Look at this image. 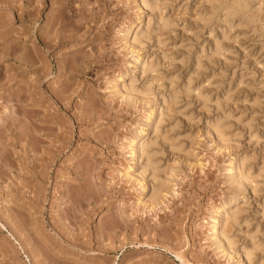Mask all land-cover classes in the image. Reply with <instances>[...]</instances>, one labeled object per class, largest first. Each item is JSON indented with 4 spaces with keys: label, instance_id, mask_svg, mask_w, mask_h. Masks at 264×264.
<instances>
[{
    "label": "rangeland",
    "instance_id": "1",
    "mask_svg": "<svg viewBox=\"0 0 264 264\" xmlns=\"http://www.w3.org/2000/svg\"><path fill=\"white\" fill-rule=\"evenodd\" d=\"M0 2V264H264V0Z\"/></svg>",
    "mask_w": 264,
    "mask_h": 264
},
{
    "label": "bare ground",
    "instance_id": "2",
    "mask_svg": "<svg viewBox=\"0 0 264 264\" xmlns=\"http://www.w3.org/2000/svg\"><path fill=\"white\" fill-rule=\"evenodd\" d=\"M2 2H0V4H1ZM6 4H8V2L6 3ZM5 5V4H4ZM2 6V5H1ZM237 8V7H236ZM126 34V33H125ZM132 39V38H131ZM127 42V41H126ZM125 42V43H126ZM128 43V42H127ZM133 42H131L130 44H132ZM126 45V44H125ZM128 45V44H127ZM133 45V44H132ZM138 53V52H137ZM139 56L137 55V57L134 59V62H133V67L136 69L137 68V66H138V61H139ZM140 65V64H139ZM142 66V65H141ZM141 68V67H140ZM123 78V77H122ZM127 83V82H126ZM117 85V84H116ZM115 85V86H116ZM129 85V84H128ZM117 87V86H116ZM115 88V87H114ZM116 91H120V93L122 94V96L124 95L125 97H126V101H130L132 98H130L131 97V94H130V90H129V87H127V86H120L119 88H118V90H116ZM123 96V99L125 98ZM130 98V100H127V99H129ZM134 99V98H133ZM2 103V102H1ZM11 108V107H10ZM12 109V108H11ZM9 109V107H6L5 106V108H3L2 110H3V112H1V114L3 115H0L3 119L0 121V124L2 125L4 122H6V120H7V118H8V120H10L11 119V117H12V119H13V116H10V113H13V112H11V111H13V110H15V109ZM14 113H16V112H14ZM11 115H13V114H11ZM16 115V114H15ZM0 117V118H1ZM15 117V116H14ZM10 118V119H9ZM11 119V121H13V123H14V121H16V120H12ZM15 119H16V117H15ZM7 120V121H8ZM38 122V121H37ZM8 123V122H7ZM5 125V124H4ZM7 125V124H6ZM33 130V129H32ZM32 130H31V132H32ZM35 132V131H34ZM17 135H19V134H17ZM132 139V138H131ZM132 141V140H131ZM138 143V142H137ZM142 145V144H141ZM140 144H135L133 141L131 142V144H130V146H131V150H130V155L134 158V156L136 155V153H137V151H138V153H140V151H141V146ZM144 148V147H143ZM140 150V151H139ZM143 150V149H142ZM142 152H144V150L142 151ZM141 152V153H142ZM144 154V153H143ZM131 157V158H132ZM146 159V161L148 160L147 159V157L145 158ZM146 165V164H145ZM153 172H154V170H153ZM126 173V172H125ZM126 175V174H125ZM138 175V174H137ZM153 176H154V174H153ZM138 177V176H137ZM239 181V180H238ZM153 190H154V188H153ZM152 192V191H151ZM153 192H155V191H153ZM153 193H151V195H152ZM153 196V195H152ZM151 196V197H152ZM232 196V195H231ZM153 199H154V202H155V198L153 197ZM152 199V200H153ZM234 199V198H233ZM232 200V199H231ZM153 202V201H152ZM151 202V203H152ZM153 202V203H154ZM156 203V202H155ZM154 203V204H155ZM226 207V206H225ZM218 210V209H217ZM222 214V213H221ZM217 215H220V211H218V213H217ZM213 221H216L215 219L213 220ZM214 225H216L214 222H213V226L212 227H214ZM212 233V232H211ZM217 234V233H216ZM220 233L218 232V235H219ZM222 237V236H221ZM220 238V237H219ZM223 241V240H222ZM18 243V242H17ZM175 257L176 258H180V256H179V254H175Z\"/></svg>",
    "mask_w": 264,
    "mask_h": 264
}]
</instances>
